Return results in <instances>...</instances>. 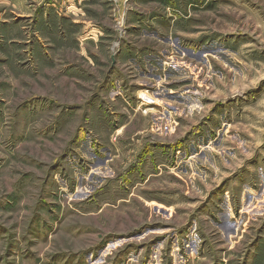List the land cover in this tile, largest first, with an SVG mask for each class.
I'll use <instances>...</instances> for the list:
<instances>
[{
    "label": "rangeland",
    "instance_id": "1",
    "mask_svg": "<svg viewBox=\"0 0 264 264\" xmlns=\"http://www.w3.org/2000/svg\"><path fill=\"white\" fill-rule=\"evenodd\" d=\"M0 264H264V0H0Z\"/></svg>",
    "mask_w": 264,
    "mask_h": 264
},
{
    "label": "built area",
    "instance_id": "2",
    "mask_svg": "<svg viewBox=\"0 0 264 264\" xmlns=\"http://www.w3.org/2000/svg\"><path fill=\"white\" fill-rule=\"evenodd\" d=\"M146 96L149 97L147 94H143V96H142V98H141V99L144 100V102L146 101V100L144 99ZM151 102H152V101H151ZM150 104H151V103H150Z\"/></svg>",
    "mask_w": 264,
    "mask_h": 264
}]
</instances>
